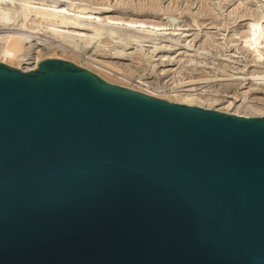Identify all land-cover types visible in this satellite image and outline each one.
<instances>
[{
	"label": "water",
	"instance_id": "95a60500",
	"mask_svg": "<svg viewBox=\"0 0 264 264\" xmlns=\"http://www.w3.org/2000/svg\"><path fill=\"white\" fill-rule=\"evenodd\" d=\"M0 264H264V116L0 62Z\"/></svg>",
	"mask_w": 264,
	"mask_h": 264
},
{
	"label": "rangeland",
	"instance_id": "374dc122",
	"mask_svg": "<svg viewBox=\"0 0 264 264\" xmlns=\"http://www.w3.org/2000/svg\"><path fill=\"white\" fill-rule=\"evenodd\" d=\"M30 1L65 6L68 10L71 1L75 5H87L86 15H91L93 25L111 32H115V25L100 19L161 22L166 24V30L160 32L181 33V43L171 46L170 36L164 35L144 39L139 44L131 38L124 47L131 54L115 58L114 50L96 44L83 47L81 54L54 48L48 43L51 42L48 35L38 32L24 42L0 40V62L6 65L24 67L36 55L41 59L60 58L90 68L116 85L155 91L170 99H174V90H190L198 104L221 110L230 108L248 117L264 114V0ZM77 11L74 9L70 14ZM121 30L117 33H126ZM4 31L0 26V34ZM75 40L78 38L72 39ZM118 43L115 45L122 48L123 43ZM139 52L145 54L142 59H136ZM20 57L24 61H19ZM182 81L189 85L180 87Z\"/></svg>",
	"mask_w": 264,
	"mask_h": 264
},
{
	"label": "bare ground",
	"instance_id": "6f19581e",
	"mask_svg": "<svg viewBox=\"0 0 264 264\" xmlns=\"http://www.w3.org/2000/svg\"><path fill=\"white\" fill-rule=\"evenodd\" d=\"M69 6H70V9L68 10L67 8L65 9V6L62 7L60 5H55V4L52 6L45 5V4H36V3L31 2L30 0H0V26L3 27V29L5 30L4 32H2V34H0V40L10 41L11 39H16L17 42H24V41H28L31 36H35V35L37 36L38 32H43L41 35H43L44 33L47 34L48 38L51 40V42H48V43H50V45L52 44L53 45L52 47L54 48H59L65 51L68 50L72 53L81 54V50L83 47H87L91 44H96L97 47L98 46L100 47L108 46V48H111L112 50H114L115 58H123L131 54V53H127L126 49L124 48L126 47V45H128L127 39H131V38H133V40H135V42L139 44L143 42L144 39H147V38H150L156 35H158L159 37H162L164 35L165 38H167V36L168 37L170 36L171 46H177L178 44L181 43L180 41L181 33L175 34L172 32L171 34L170 33L164 34L160 32V31L166 30L164 28L166 24L164 25L161 22L145 21V20H139V19L125 20L126 18L122 19V18H113V17L112 18L109 17L106 19L104 18V20L100 19L102 20L103 23L104 22L107 24L109 23L110 25L112 24V26L115 25V28H116L115 32H111V31L104 30V27L93 25V23L90 21L91 15L90 16L86 15L87 14L86 10L89 8L87 5H84V4L75 5V3L71 1ZM107 8L108 7H106L105 9ZM74 9L78 10L77 14L76 12L74 14H70V12L73 11ZM80 15H85L83 20H79L78 17ZM120 29L122 30L124 29L126 33L123 34L122 30H121L122 33H117ZM75 38H78V40L72 41V39H75ZM116 39H119V40H116ZM120 41L123 43L122 48L120 46L115 45L118 42L120 43ZM78 42L80 44H78ZM164 47H168V46L164 45ZM143 55L145 54L142 53L141 55V53L139 52L136 59H142ZM42 60L43 59L39 58L36 55V57H34L30 63L28 62L26 66L16 67V69L20 71H24V72L32 71L38 68V64ZM19 61H24L23 57H20ZM109 66L111 65L109 64ZM85 69L91 71L92 73L96 75L98 74L97 72L91 70L90 68L86 67ZM262 76H264V73ZM103 80L108 83H111L109 80H105V79ZM187 83L186 82L184 83L182 81V82H179V85L181 84L180 87H183V86L189 85ZM125 88H128V87H125ZM128 89H132V88H128ZM132 90H136V89H132ZM177 90L173 91V92H176L173 95L174 99L165 98V96H162L161 94L156 93L155 91L153 92L149 90L147 91L136 90V91H139L146 95H149V96H152L158 99H163L166 101H171V102L181 103V104H186V105H193V106H198V107H202L206 109H214V110L221 111V112L228 113V114H236V115L248 117L247 115H244L241 113L239 114L237 112H232L231 111L232 109L230 108L221 110L219 108H213L210 106H206L204 103L198 104L195 101V97L193 96L194 94L191 93L190 90L188 91L187 90L177 91ZM232 104L233 103L230 102L228 106L231 107ZM262 116H264V114H260L257 116H249V117H262Z\"/></svg>",
	"mask_w": 264,
	"mask_h": 264
}]
</instances>
